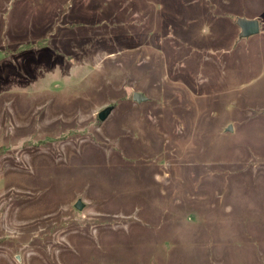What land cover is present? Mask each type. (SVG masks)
Returning a JSON list of instances; mask_svg holds the SVG:
<instances>
[{
  "label": "rangeland",
  "instance_id": "1",
  "mask_svg": "<svg viewBox=\"0 0 264 264\" xmlns=\"http://www.w3.org/2000/svg\"><path fill=\"white\" fill-rule=\"evenodd\" d=\"M0 264H264V0H0Z\"/></svg>",
  "mask_w": 264,
  "mask_h": 264
},
{
  "label": "water",
  "instance_id": "2",
  "mask_svg": "<svg viewBox=\"0 0 264 264\" xmlns=\"http://www.w3.org/2000/svg\"><path fill=\"white\" fill-rule=\"evenodd\" d=\"M237 22L241 29V32H240L241 37L243 36L248 37L251 35H256L260 32V21L258 18H246V17L242 18L241 17L238 19ZM133 99L137 102H142V101H146L147 97L141 92H134ZM112 107L113 106H107L106 108L102 109L98 113L99 119L102 121L105 120L110 114ZM228 130H232L231 125L228 126ZM83 205L84 204L81 199H78L77 202L75 203V207L77 209H82Z\"/></svg>",
  "mask_w": 264,
  "mask_h": 264
}]
</instances>
